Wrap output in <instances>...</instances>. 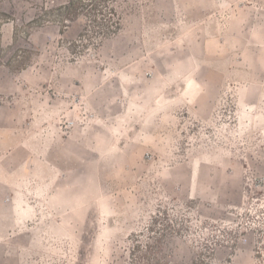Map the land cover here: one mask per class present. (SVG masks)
Returning <instances> with one entry per match:
<instances>
[{
	"label": "rangeland",
	"instance_id": "1",
	"mask_svg": "<svg viewBox=\"0 0 264 264\" xmlns=\"http://www.w3.org/2000/svg\"><path fill=\"white\" fill-rule=\"evenodd\" d=\"M67 3L0 0V264H264V0Z\"/></svg>",
	"mask_w": 264,
	"mask_h": 264
},
{
	"label": "trees",
	"instance_id": "2",
	"mask_svg": "<svg viewBox=\"0 0 264 264\" xmlns=\"http://www.w3.org/2000/svg\"><path fill=\"white\" fill-rule=\"evenodd\" d=\"M101 2L105 3L107 2V0H93V2L90 3L87 0H68V3L66 5H62L57 10L60 13V17H62L64 22L67 23L79 19L80 18L79 13L83 11L86 7H93L95 10H99V7H101L100 4ZM107 10H109L110 14H113V9H107ZM117 28H118V24L115 23L110 26H107L106 31L109 34H111L114 33V30H116Z\"/></svg>",
	"mask_w": 264,
	"mask_h": 264
}]
</instances>
